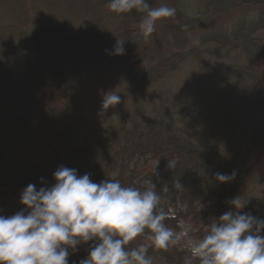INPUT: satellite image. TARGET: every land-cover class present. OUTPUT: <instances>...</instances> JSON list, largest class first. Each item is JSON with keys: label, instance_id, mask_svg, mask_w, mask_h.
<instances>
[{"label": "rangeland", "instance_id": "374dc122", "mask_svg": "<svg viewBox=\"0 0 264 264\" xmlns=\"http://www.w3.org/2000/svg\"><path fill=\"white\" fill-rule=\"evenodd\" d=\"M82 1L21 0V9H9L0 2L3 41L16 48L26 35L31 43L29 65L13 53L1 56L0 89L14 85L19 74L34 72V85L40 91L31 126L16 121L15 115L28 109L23 100L2 116L0 140H12L23 132L30 134L9 149L11 158L31 164L53 158L64 162L73 147L114 129L126 131L135 123L141 130L176 129L208 152L214 165L255 159L251 131L257 117L237 103L239 89L229 69L241 66L243 57L234 50L216 52L211 44L200 47L197 39L223 31L232 21L254 16L260 9L244 6L222 16H210L205 7L209 0H179L192 19L198 11L205 15L187 37L186 47L195 48V54L157 82L135 88L120 73L122 55L113 54L117 41L122 42L124 50L126 47L123 36L117 38L112 33L117 17L106 5H97V0ZM90 15L95 19L93 27L88 26ZM153 34L150 56L156 57L159 37ZM110 92L119 94L121 101L102 110L103 97ZM10 96L12 101L18 99ZM50 110L53 114L48 122L45 118ZM263 172L264 156L256 175ZM263 185L255 184L254 201L260 198ZM20 198L12 200L7 211L21 204Z\"/></svg>", "mask_w": 264, "mask_h": 264}, {"label": "trees", "instance_id": "16d2710c", "mask_svg": "<svg viewBox=\"0 0 264 264\" xmlns=\"http://www.w3.org/2000/svg\"><path fill=\"white\" fill-rule=\"evenodd\" d=\"M0 2L9 9L22 8L21 0ZM109 2L110 0H97L96 4L108 7ZM149 3L154 7L166 4L176 9L174 17L156 24L154 33L159 37V48L155 49L156 57L150 56L153 50L150 41L154 34L146 38L139 27L143 14L136 10L122 15L113 13L118 23L112 33L117 38L123 36L126 42L119 61L120 73L135 88L157 82L166 74L176 71L189 55H194L196 49L186 47L187 37L205 20V15L199 11L192 19L179 0H149ZM244 6H254L260 10L254 16L232 21L223 31L201 35L197 41L200 47L211 44L215 46L216 52L234 50L239 51L243 57L241 66L229 69L232 70L234 83L239 89L237 103L257 117L251 131V142L257 151L252 162L242 159L240 163L231 160L214 165L208 152L197 148L188 137L178 134L176 129L141 130L134 123L126 131L124 128L114 129L92 142L73 147L65 154L64 162L53 158L31 164L14 160L8 154L9 149L20 138L30 135L23 132L12 140H0V215L11 216L22 211L21 204L11 206L9 211L7 206L15 198L21 197L29 184H34L37 190L51 187L54 184V171L65 166L76 169L78 176L89 174L96 183L104 179H116L123 186H134L143 190L145 181H152L162 198L161 207L169 213L165 223L176 231H180L182 226H191L194 239L202 238L213 220L232 210L228 201L237 196L246 200V207L241 210V214L248 213L258 220H264V185L260 198L254 201L255 184L264 182V172L260 176L256 175L260 160L264 156V1L209 0L205 7L210 10V16H222ZM87 19L88 26L93 27V15ZM2 38L0 36V58H4V54L13 53L24 64H30L31 43L28 36L23 35L16 48ZM34 78V72L19 74L14 85L0 89V125L6 111L9 112L19 100H23V106L28 109L16 114V121L24 123L26 127L31 126V118L40 104V91L34 85ZM10 95L17 96L18 99L12 101L13 97ZM52 114L53 111L50 110L45 120L49 122ZM168 161H175L173 169L168 167ZM218 172H234L235 178L227 183H217L214 174ZM177 180L183 189L177 190L174 187ZM165 187L167 191L164 190ZM260 235L264 236V230ZM141 243L151 244L143 237H138L127 247H136ZM88 252V244L79 245L69 255V264H80L81 260L87 258ZM148 254L159 264H184V257L189 253L181 251L179 247H172L168 251L149 247Z\"/></svg>", "mask_w": 264, "mask_h": 264}, {"label": "clouds", "instance_id": "9594fccd", "mask_svg": "<svg viewBox=\"0 0 264 264\" xmlns=\"http://www.w3.org/2000/svg\"><path fill=\"white\" fill-rule=\"evenodd\" d=\"M108 8L118 15L142 13L139 27L146 38L155 32L157 22L176 13L166 4L154 7L149 0H110ZM123 53L122 42L117 41L113 54ZM120 101L119 94L107 93L102 110ZM168 167L173 169L175 161H168ZM234 178V172L214 174L217 183ZM53 180L51 187L39 190L29 184L20 198L23 210L0 215V264H69V255L84 244L89 252L80 264H153L149 247L163 251L179 247L189 253L184 264H264L260 235L264 220L241 214L246 207L241 196L228 201L232 210L213 220L202 238L194 239L191 226L176 231L165 223L169 213L161 207L152 181H145L143 190L116 179L96 183L89 174L78 176L76 169L65 166L54 171ZM174 187L183 189L178 180ZM138 237L151 244L127 247Z\"/></svg>", "mask_w": 264, "mask_h": 264}]
</instances>
